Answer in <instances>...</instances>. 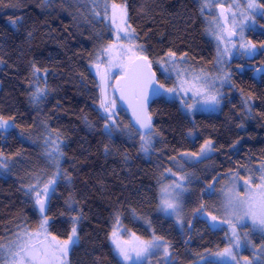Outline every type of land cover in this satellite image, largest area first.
Here are the masks:
<instances>
[{
  "label": "trees",
  "instance_id": "trees-1",
  "mask_svg": "<svg viewBox=\"0 0 264 264\" xmlns=\"http://www.w3.org/2000/svg\"><path fill=\"white\" fill-rule=\"evenodd\" d=\"M4 2L11 6H0V115L14 117L10 122L18 127L7 132L0 130V153L10 165L0 173V238L11 236L17 225L31 229L38 226V214L27 203L22 185L31 180L33 173L50 176L54 171L44 155L42 140L37 139L43 120L54 130L53 138L59 136L64 153L61 167L73 178L70 187L63 180L56 186L50 213L55 220L54 231L63 238L70 228L68 215H60L66 211L64 202L69 195L79 201L76 207L83 209L85 217L79 229L80 243L70 251L69 264H114L108 237L117 211L121 226L128 231L143 239H151L153 231L162 236L171 245L172 264H196L207 250H223L228 245L225 230H211L195 211L203 199L207 210L215 214L216 197L208 199L205 194L202 198L199 192L213 179L236 172L237 163L256 168L264 160V74L255 77L251 70H239L243 67L241 62H233L232 84L251 101V115L235 95L219 113L198 112L193 122L177 101L158 97L150 112L160 135L154 150L146 155L139 151L135 133L131 138L127 135L131 126L127 115L122 116L127 122L113 133L111 141L103 132L98 79L90 66L96 51L110 35L106 24L85 23L88 8L79 0ZM126 2L131 23L150 57L171 48L178 53L187 51L193 67H214L215 47L206 36L199 0ZM261 27L262 32L248 34L257 46L264 43V22ZM246 63L264 65V55ZM33 64L47 72L49 93L39 105L30 102ZM154 69L159 76L156 65ZM85 116L89 123L83 119ZM205 140L213 141L215 151L197 166L191 178V193L184 210L187 221H193V228L183 234L173 220L159 212L158 181L173 179H164V169L173 166L169 156L198 152ZM106 144L112 149L107 156ZM206 165L216 169L207 170ZM239 229L247 232L245 227ZM248 232L256 245L264 244L260 234Z\"/></svg>",
  "mask_w": 264,
  "mask_h": 264
},
{
  "label": "snow or ice",
  "instance_id": "snow-or-ice-1",
  "mask_svg": "<svg viewBox=\"0 0 264 264\" xmlns=\"http://www.w3.org/2000/svg\"><path fill=\"white\" fill-rule=\"evenodd\" d=\"M0 6L11 5H5L4 0H0ZM87 8L88 14L84 17V22L92 25L103 22L110 33L107 41L96 51L92 63L98 77L96 88L100 115L104 121L103 132L111 141L113 133L121 130L117 121V106L118 102H122L126 105V110H130L132 117L127 135L131 138L135 133L140 142L139 151L146 155L154 150V137L160 135L153 126L150 112V105L156 98L178 101L181 111L194 122L197 112L218 109L223 104L225 94L222 89L225 84L232 85L230 62L234 54L237 58L249 60L257 55H264V43L257 46L244 35L245 28L255 24L257 15L264 18V0L259 3L257 0H246L243 5L238 0H232L227 6L221 0H199L201 16L206 13L212 15L206 27V31L216 41V67L211 71L203 67H193L187 51L178 53L169 48L162 55L150 57L148 48L140 42V36L131 23L126 0H90ZM213 8L218 9V12H212ZM11 22L14 25L16 23L15 20ZM98 38L105 40L100 33ZM154 65L159 69V76ZM255 71L264 73V68ZM40 72L41 69L33 64L32 75L37 81L41 79ZM47 96V87L41 88L37 84L31 93L30 102L39 105ZM248 103L245 100L246 107ZM248 114L251 115L250 107ZM13 119L14 117L5 118L0 115V130L7 132L18 127L9 123ZM83 119L89 123L86 116ZM40 123L41 130L37 139L42 140L44 155L53 165L54 171L50 176L41 172L33 173L31 180L22 185L28 197L27 203L38 214V226L31 229L17 225L11 236L0 238L6 241L0 242V264H69V252L74 251L80 243L79 229L85 217L83 209L76 207L79 201L71 195L64 202L66 211L60 213L62 216L68 215L67 223L70 228L66 230L63 238L59 232L54 231L55 220L50 213L53 197L57 193L56 186L63 180L70 187L73 178L61 167L64 153L57 143L59 136L53 138L51 133L54 130L45 121ZM189 135H192L191 131ZM111 151L106 144L105 155ZM213 151V141L205 140L198 152H182L179 160L176 156H169L173 166L164 169L167 173L164 179L168 176L174 179L168 183L164 180L158 181V207L165 216L173 217L181 230L185 225L184 197L192 183V174L186 170L185 165L201 163ZM127 158V154H124V159ZM9 167L8 159L0 153V169L7 171ZM173 167L176 171H173ZM236 167L238 170L232 175L213 179L199 192L202 198L207 194V198L212 199L217 191L213 184H219L224 179L230 182L220 189L222 203L217 208L218 214L208 211L203 199L195 210L211 230L215 231L223 224L228 225L230 230L228 246L214 253L207 250L209 256L205 264H252L249 257L240 256L238 251H234L241 246L238 233L241 227L260 233L264 239V160L256 168L239 163ZM188 227L191 228L190 223ZM122 232L120 214L117 211L108 237L114 253V264H151L153 257L161 258L160 264H172L171 245L162 236L156 235L155 231L152 232L151 239H143L135 232ZM248 243L252 244L250 240ZM252 247L256 246L252 244ZM260 248L264 249V244Z\"/></svg>",
  "mask_w": 264,
  "mask_h": 264
},
{
  "label": "rangeland",
  "instance_id": "rangeland-1",
  "mask_svg": "<svg viewBox=\"0 0 264 264\" xmlns=\"http://www.w3.org/2000/svg\"><path fill=\"white\" fill-rule=\"evenodd\" d=\"M80 2H82V4L83 5H88L89 3H90V0H79ZM221 2L222 3H224L226 6L228 5V4H230L231 2H232V0H221ZM238 2L240 3V4H245L246 3V0H238ZM257 2L259 3V2H261V0H257ZM212 12H218V9H215V8H213L212 9ZM205 17H207V19L205 18V21H206V27H207V24H208V20L209 19H211L212 18V15H211V13H206L205 14ZM264 22V18H261L259 15H257L256 16V19H255V24L252 26V27H246L245 28V33H244V35H245V38L247 39V40H249V38H248V34L249 33H251V32H254V33H256V32H262V27H261V25H262V23ZM251 23V22H250ZM206 36H207V38L213 43V45H214V47H215V58H216V41L214 40V38L206 31ZM251 41V40H250ZM258 56V55H257ZM256 56V57H257ZM250 60H252V59H250ZM234 61H237V62H241L242 64H243V67H241L239 70L240 71H243V70H251V73L255 76V77H260V76H262L264 73H259V72H256L255 70L256 69H261V68H264V65H259V66H257V65H252V66H250L249 64H247L246 62L247 61H249V59H244V58H237L236 57V55L234 54V56H233V59L231 60V62H230V70H231V73L233 72V69H234V67H233V62ZM215 67H216V65H215V61H214V67L211 69V70H213V69H215ZM90 68H91V72L95 75V69L94 68H92V65L90 66ZM205 70H207V69H205ZM211 70H208V71H211ZM40 77H41V79L40 80H36L35 78H33V82H32V89H33V91L35 90V87L37 86V84L39 85V87H41V88H44L45 86L47 87V89H48V93H49V88H48V82H47V74L45 75V72H40ZM96 76V75H95ZM97 77V76H96ZM97 79H98V77H97ZM222 91L224 92V94H225V99H224V102H223V104L226 102V101H230V100H232L233 99V97L235 96V95H237V96H239L241 99H242V102L244 103V105H245V100H247V101H249V103H248V105H247V109L250 107V105H251V101L247 98V97H245L244 95H242L240 92H238V91H236V89L234 88V86H233V84L231 85V86H229V85H227V84H225V86H224V88L222 89ZM178 102V101H177ZM179 103V102H178ZM223 104L220 106V108H218V109H209V110H206V111H200V112H204V113H219L220 112V110H221V108H222V106H223ZM180 105V104H179ZM117 111H118V116H117V121L119 122V124H120V127H121V125L123 124V123H125V122H127V120H125L124 119V117L122 118V116L123 115H127L128 116V118H129V122L130 123H132L131 122V119H130V115H129V112L122 106V104L120 103V102H118V106H117ZM198 113V112H197ZM9 123H11L12 124V122H10L9 121ZM10 130V129H9ZM4 131V130H3ZM195 137V135L194 134H192V138H194ZM157 136H155L154 137V140H155V143H156V140H157ZM57 143L59 144V142L57 141ZM213 147H214V143H213ZM214 154V151L213 152H211L210 154H209V156H208V158L207 159H205V160H203V162L204 161H206V160H208L212 155ZM177 159L179 160L180 159V156L179 157H177ZM203 162H201V163H203ZM201 163H197V164H194V165H192V166H188V165H185V168H186V170L190 173V174H192V176H191V178L193 177V176H195V174H196V172H197V166L199 165V164H201ZM172 165H173V162H172ZM259 165L260 164H258L257 165V167H259ZM207 166V165H206ZM206 166L204 167V168H206ZM203 168V169H204ZM214 169H216L215 168V166L214 165H211V166H207V170H214ZM173 171H176V168H174L173 167ZM3 172H5V170L4 169H0V173H3ZM230 175H232V174H230ZM229 175V176H230ZM173 179H174V177H173ZM171 181V180H170ZM170 181H166L165 183H168V182H170ZM230 182L227 180V179H224V180H222L219 184H218V186H217V191H216V193H215V195H214V197H216V200H217V203H216V209H215V214H218L217 213V208H219L220 207V205H221V203H222V198H221V193H220V189L221 188H223L225 185H227V184H229ZM242 183V182H241ZM190 193H191V189L189 188V191L185 194V197H184V207H185V201L188 199V196L190 195ZM159 212L162 214V215H164L161 211H160V209H159ZM165 216V215H164ZM165 217H167V218H169V219H171V220H173L174 221V223L176 224V222H175V219L173 218V217H171V216H165ZM183 217H184V221H185V225H184V229L183 230H181V227L179 226V225H177L176 224V226H177V228H178V230L181 232V233H183V234H185V233H187L188 231H189V227H188V224L190 223V222H188L187 221V217H186V215H185V210H184V212H183ZM26 227H28V226H26ZM121 228H122V230H123V232H122V234H124V233H131L130 231H128L127 229H125L124 227H122L121 226ZM221 230V229H224L225 230V237H226V240H227V244H228V239H229V236H230V230L228 229V225H226V224H223V225H220L216 230ZM247 230V232L246 231H244V233L243 232H241L240 231V229H238V233H239V235H240V240H241V246H240V248L239 249H234V251H238L239 252V254H240V256H247V257H249V259L252 261V264H264V254H261V253H264V249H261L260 248V246L261 245H256L251 239H250V233L248 232L249 231V229L247 228L246 229ZM251 233H258V232H253V231H250ZM245 233H247V235H245ZM258 234H260V233H258ZM261 235V234H260ZM251 241L252 242V244H254L256 247L255 248H253L252 247V244H249L248 243V241ZM228 246V245H227ZM259 249V251H257ZM222 251V250H221ZM214 253V252H213ZM245 253H247V254H245ZM69 254H70V252H69ZM209 256V252L208 253H205L198 261H197V263L196 264H199V263H204V262H206V258ZM215 259V258H214ZM225 259H227V258H225ZM160 260H161V258H157V257H153L152 258V260H151V264H153V263H160ZM68 261H69V256H68ZM241 264H243V262H241Z\"/></svg>",
  "mask_w": 264,
  "mask_h": 264
},
{
  "label": "water",
  "instance_id": "water-1",
  "mask_svg": "<svg viewBox=\"0 0 264 264\" xmlns=\"http://www.w3.org/2000/svg\"><path fill=\"white\" fill-rule=\"evenodd\" d=\"M158 75V74H157ZM157 99V98H156ZM155 99V100H156ZM121 104H122V106L126 109V105H124L122 102H120ZM151 106V105H150ZM128 112H129V115H130V119H131V122H132V117H131V112H130V110H127ZM153 126H154V121H153ZM220 177H218L217 179H219ZM213 187H215V184H213ZM192 228H193V221H192V223H191V228H190V230H192Z\"/></svg>",
  "mask_w": 264,
  "mask_h": 264
}]
</instances>
